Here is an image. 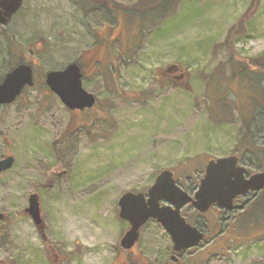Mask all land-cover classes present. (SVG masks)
Returning a JSON list of instances; mask_svg holds the SVG:
<instances>
[{"label":"rangeland","instance_id":"rangeland-1","mask_svg":"<svg viewBox=\"0 0 264 264\" xmlns=\"http://www.w3.org/2000/svg\"><path fill=\"white\" fill-rule=\"evenodd\" d=\"M111 1L143 7L153 0ZM171 1V10L153 8L143 19L131 13L112 30L100 3L23 0L6 26L0 83L20 59L32 62L36 82L0 106V159L15 157L0 175V264H139L140 257L174 264L171 237L155 220L133 248L121 247L130 229L119 216L121 195L147 194L163 170L194 193L209 160L229 155L248 174L264 171L256 91L264 79L235 77L230 48L245 59L264 55V0ZM97 29L101 50L92 49ZM77 59L86 65L84 88L97 98L82 112L67 109L45 83L48 71ZM32 193L41 199L44 238L24 213ZM183 215L207 238L178 262L264 264V189L232 209L202 214L188 205Z\"/></svg>","mask_w":264,"mask_h":264},{"label":"water","instance_id":"water-1","mask_svg":"<svg viewBox=\"0 0 264 264\" xmlns=\"http://www.w3.org/2000/svg\"><path fill=\"white\" fill-rule=\"evenodd\" d=\"M23 6V0H0V34ZM177 65H171L166 70ZM45 82L62 103L70 110L93 108L96 96L83 87V72L77 62L69 63L64 69L50 70L46 73ZM35 84L32 65L21 63L6 74L0 83V104L14 103L26 87ZM14 156L0 159V174L13 167ZM247 168L239 164L235 155L211 159L200 180L198 189L192 195L181 188L170 170H163L155 182L143 192H125L118 201L119 216L128 221L130 229L121 239L124 249H131L140 238L141 229L150 220L160 223L170 235L173 250L181 252L199 246L205 233L189 224L182 215V210L191 204L203 213L213 205L231 209L239 196H245L264 188V171L249 177ZM29 205L24 209L33 220L39 233L44 238L45 222L41 199L38 193L29 196ZM0 218L3 216L0 214Z\"/></svg>","mask_w":264,"mask_h":264},{"label":"trees","instance_id":"trees-1","mask_svg":"<svg viewBox=\"0 0 264 264\" xmlns=\"http://www.w3.org/2000/svg\"><path fill=\"white\" fill-rule=\"evenodd\" d=\"M91 1L100 3L101 6L103 7V9L107 12L109 19H108V22L106 24L110 25L112 27V30H113V25H117V26L122 25L123 27H125V22H127V18L131 15V13L139 14V17L141 19H143L144 17H146L147 13L153 8L155 9V8L160 7V9H165L166 7H168L166 9L171 10L173 7V2L171 0H153L151 4H147L143 7L124 6V5L118 4V3L111 1V0H91ZM256 1H254V2H256ZM258 5H259L258 3L256 5H253V8H256ZM95 33H96L95 34L96 38L94 40V46L92 47V49L98 47L101 50L104 47L105 37L101 38L99 29H97ZM231 34H232V31L229 35L230 39H231ZM6 35H7V31L5 29L2 32L1 37L6 36ZM8 42H9L11 47H12V45H14L15 47H18L20 49L22 48L21 46H19L21 44L18 41L15 44V40L12 38L10 40L8 39ZM230 48H231V52H232L231 58L233 60L236 58L238 65L240 67L239 69L236 68V70L234 72V76L240 77L244 82L247 80L245 78L246 76L249 77L251 75H254V79L257 80V82H259V83L262 82L264 79V55L261 54L260 56H257L256 58H252V60L251 59H245V58H241L239 55H237L234 52V46L233 45ZM8 50H9V48H8ZM85 53H88V52H85ZM100 59L101 58H93V60L91 62L94 63L95 66L99 68V67H102L101 66L102 61ZM22 62H24L23 59H20L19 63H22ZM76 62L81 66L83 73H84V76H85L86 65L84 63H81V61L79 59H77ZM248 68L252 69V70L249 71ZM256 91L258 93V96L260 97L258 99L259 103H257V105L260 107H264V85L258 86ZM247 213H248V211H247Z\"/></svg>","mask_w":264,"mask_h":264},{"label":"flooded vegetation","instance_id":"flooded-vegetation-1","mask_svg":"<svg viewBox=\"0 0 264 264\" xmlns=\"http://www.w3.org/2000/svg\"><path fill=\"white\" fill-rule=\"evenodd\" d=\"M5 29H6V28L3 27L2 30L4 31ZM3 31H2V32H3ZM0 37H1V36H0ZM171 69H172V68H171ZM171 69H170V71H172ZM170 71H169V72H170ZM0 106H1V105H0ZM5 157H7V156H5ZM250 175H251V174H248V170H247V176H250ZM243 197H244V196H243ZM240 198H242V197H238L237 200L240 199ZM197 212H198V211H197ZM182 213H183V211H182ZM187 221H188V220H187ZM188 222H189V221H188ZM192 225L196 226L199 230L203 231V232L205 233V239L207 238V234H206V232L203 230V228L199 225V222H196V223H194V224H192ZM183 252H184V251H181V252H175L174 250H172V253H173V254H171L170 257H171L172 260L175 261L174 264H183V263H181V262H178L179 259H178V257H177V255H180V254H182ZM137 259H138V258H137ZM141 260H142V258L140 257V259H139V261H138L139 264H143V262H142ZM127 261H128V258H127ZM128 263H129V262H128Z\"/></svg>","mask_w":264,"mask_h":264}]
</instances>
